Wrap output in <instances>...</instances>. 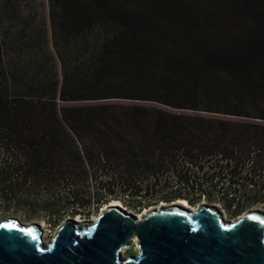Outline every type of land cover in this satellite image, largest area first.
I'll list each match as a JSON object with an SVG mask.
<instances>
[{
	"label": "trees",
	"instance_id": "16d2710c",
	"mask_svg": "<svg viewBox=\"0 0 264 264\" xmlns=\"http://www.w3.org/2000/svg\"><path fill=\"white\" fill-rule=\"evenodd\" d=\"M177 200L264 210V0H0V208Z\"/></svg>",
	"mask_w": 264,
	"mask_h": 264
},
{
	"label": "water",
	"instance_id": "95a60500",
	"mask_svg": "<svg viewBox=\"0 0 264 264\" xmlns=\"http://www.w3.org/2000/svg\"><path fill=\"white\" fill-rule=\"evenodd\" d=\"M116 210V211H115ZM109 207L81 223L68 217L44 242L39 224L0 221V264H264V211L227 220L218 205L163 204L141 218ZM137 240V254L122 249Z\"/></svg>",
	"mask_w": 264,
	"mask_h": 264
},
{
	"label": "rangeland",
	"instance_id": "374dc122",
	"mask_svg": "<svg viewBox=\"0 0 264 264\" xmlns=\"http://www.w3.org/2000/svg\"><path fill=\"white\" fill-rule=\"evenodd\" d=\"M177 201H180V200H177ZM177 201H175V202H177ZM113 203H114V201H112ZM175 202H172V203H175ZM202 202H205V201H202ZM161 203H163V202H161ZM161 203H159L158 205H153V206H151V207H148V208H146V209H143L142 211H141V213H139V214H136V213H134V214H136L137 216L139 215H142L144 212H145V210H149V209H151V208H154V207H157V206H159ZM172 203H163V204H167V205H169V204H172ZM179 204V203H178ZM110 206H112V207H114V208H117V209H119V210H122V209H124L123 207H122V205L121 204H119V205H113L111 202L108 204V206L107 207H110ZM106 206L104 205V208H105ZM189 207H191V206H189ZM103 208V207H102ZM101 208V209H102ZM192 208V207H191ZM118 210V211H119ZM250 210H260V211H264V210H262V209H260V208H256V209H250ZM23 209L21 208V207H16V206H14V205H9V207H4V208H0V221L1 220H3V219H6V218H15V219H17V220H19L21 223H23V224H33V223H36V224H39V226H40V228L43 230V239H44V242H47V241H49L51 238H53L55 235H56V233H57V230L59 229V227L61 226V224L63 223V221L65 220V219H67V218H65L64 220H62L59 224H57V225H49V224H47V222L46 221H44V220H42V219H39V218H37V217H31V218H29V219H25L24 218V216H23ZM101 210L99 209V212H100ZM116 211V210H115ZM247 211H249V210H247ZM247 211H245V212H247ZM99 212L97 213V214H93V215H91L89 218H83V217H79V216H77V217H75V220L76 219H78V222H81V223H85L86 221H90V220H93V219H95L96 217H97V215L99 214ZM245 212H243V213H245ZM242 213V214H243ZM242 214H240V215H238V216H235V217H229V215H227V214H224L223 213V216L225 217V219H227V220H235V219H237V218H239ZM30 216H31V213H30ZM77 221V220H76ZM124 249H126L125 250V252H123L122 253V256L124 257V258H127L129 255H136L137 254V240H135L134 239V241L131 243V245H128V246H125L123 249H122V251L124 250Z\"/></svg>",
	"mask_w": 264,
	"mask_h": 264
},
{
	"label": "bare ground",
	"instance_id": "6f19581e",
	"mask_svg": "<svg viewBox=\"0 0 264 264\" xmlns=\"http://www.w3.org/2000/svg\"><path fill=\"white\" fill-rule=\"evenodd\" d=\"M178 203H179V204H178ZM112 204H113V205H119L120 202H118V201H114V203L112 202ZM175 204L180 205V206H183V207H187V208L189 207V205L187 204L186 201H177V202H175ZM107 206H108V205H106L105 208L103 207V208L101 209V211H103V210L109 208V207H107ZM110 207H112V206H110ZM114 207H115V206H114ZM151 209H152V208H151ZM151 209H149V210H145L144 213H147V212L150 211ZM101 211H100V212H101ZM140 218H141V215H140V216L138 215V219H140ZM76 220L78 221V219H76ZM125 250H126V249H124V250L122 251V253L125 252Z\"/></svg>",
	"mask_w": 264,
	"mask_h": 264
}]
</instances>
